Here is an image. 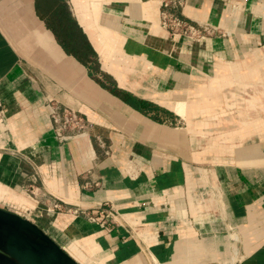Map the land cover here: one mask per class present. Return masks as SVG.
Returning a JSON list of instances; mask_svg holds the SVG:
<instances>
[{"label":"crops","instance_id":"crops-1","mask_svg":"<svg viewBox=\"0 0 264 264\" xmlns=\"http://www.w3.org/2000/svg\"><path fill=\"white\" fill-rule=\"evenodd\" d=\"M161 2L0 0V200L40 211L79 264H264V0H187L221 31L190 45L161 28ZM47 99L89 135L61 144ZM105 202L123 220L77 213Z\"/></svg>","mask_w":264,"mask_h":264},{"label":"built area","instance_id":"built-area-1","mask_svg":"<svg viewBox=\"0 0 264 264\" xmlns=\"http://www.w3.org/2000/svg\"><path fill=\"white\" fill-rule=\"evenodd\" d=\"M186 3L187 0H162L161 2L160 26L173 43L177 44L181 40L186 41L188 45L201 43L217 35V33H221L216 27L186 17L183 13V7L186 6ZM45 107L52 122L55 137L61 144L69 143L81 135H89L91 123L81 113L50 99L46 100ZM98 139L100 140V138ZM102 146L107 147L104 144ZM134 170L135 168L130 169V175L135 174ZM29 191L36 196L37 190L34 186H31ZM50 210L59 213L70 211L66 204L59 201L54 202ZM77 213H80L91 223H97L103 227L117 224L118 218L122 219L119 210L110 202L101 204L97 211L82 209ZM125 225H130L126 219Z\"/></svg>","mask_w":264,"mask_h":264},{"label":"water","instance_id":"water-1","mask_svg":"<svg viewBox=\"0 0 264 264\" xmlns=\"http://www.w3.org/2000/svg\"><path fill=\"white\" fill-rule=\"evenodd\" d=\"M0 242L28 264H79L48 234L27 219L0 209ZM0 264H22L0 254Z\"/></svg>","mask_w":264,"mask_h":264},{"label":"rangeland","instance_id":"rangeland-1","mask_svg":"<svg viewBox=\"0 0 264 264\" xmlns=\"http://www.w3.org/2000/svg\"><path fill=\"white\" fill-rule=\"evenodd\" d=\"M99 70H100V65H99ZM180 126L182 127V125H180ZM36 195H37V197H35L28 189V191L25 190L24 192L19 193L18 196L21 197V199H23V202L27 203L28 205L30 204L28 207H33L34 208V205H36V201L38 202L40 200H43L44 202H46V200H44V198L45 199L47 198V197H45L44 192L41 191V190L40 191L37 190ZM31 197L34 199V201L31 199ZM38 206L42 207L43 205L42 206L38 205ZM0 209L1 210L3 209L4 211H9L10 210L9 202L7 200H0ZM28 209H30V210H26V213L24 214V216H22V218H24V219L27 218V220L29 219L28 220L29 222L33 221V223L35 225H37L39 222L35 218V216L40 215L38 213L40 211H38V209H37L38 212L34 211L31 208H28ZM0 224H1V222H0ZM0 254L5 256V257H7V258L16 260L17 262H21L22 264H28V262H26V260L22 259V257L15 256L13 252L11 253V251L9 249H7L6 247H4L1 242H0ZM95 262L96 261H93L91 264H94ZM35 264H37V263H35ZM95 264H98V263L96 262Z\"/></svg>","mask_w":264,"mask_h":264},{"label":"trees","instance_id":"trees-1","mask_svg":"<svg viewBox=\"0 0 264 264\" xmlns=\"http://www.w3.org/2000/svg\"><path fill=\"white\" fill-rule=\"evenodd\" d=\"M125 102L143 114L151 115L152 119L157 122L163 123L167 121L165 115H161L160 108L153 103L141 100L129 93H125Z\"/></svg>","mask_w":264,"mask_h":264},{"label":"bare ground","instance_id":"bare-ground-1","mask_svg":"<svg viewBox=\"0 0 264 264\" xmlns=\"http://www.w3.org/2000/svg\"><path fill=\"white\" fill-rule=\"evenodd\" d=\"M77 138H86V135H81V136H79V137H77ZM77 138H76V139H77ZM95 263H96V262H95ZM95 263H94V264H95ZM234 264H235V263H234Z\"/></svg>","mask_w":264,"mask_h":264}]
</instances>
